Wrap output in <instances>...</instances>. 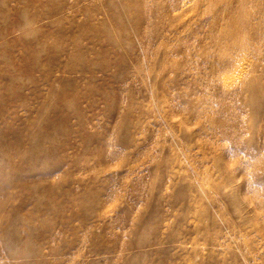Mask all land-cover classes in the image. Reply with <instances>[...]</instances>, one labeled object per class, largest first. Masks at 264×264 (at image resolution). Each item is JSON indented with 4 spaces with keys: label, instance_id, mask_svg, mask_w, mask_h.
<instances>
[{
    "label": "rangeland",
    "instance_id": "374dc122",
    "mask_svg": "<svg viewBox=\"0 0 264 264\" xmlns=\"http://www.w3.org/2000/svg\"><path fill=\"white\" fill-rule=\"evenodd\" d=\"M0 264H264V0H0Z\"/></svg>",
    "mask_w": 264,
    "mask_h": 264
},
{
    "label": "clouds",
    "instance_id": "9594fccd",
    "mask_svg": "<svg viewBox=\"0 0 264 264\" xmlns=\"http://www.w3.org/2000/svg\"><path fill=\"white\" fill-rule=\"evenodd\" d=\"M257 173L253 170L252 166H249L245 174L241 176V181L247 180L248 185L255 183Z\"/></svg>",
    "mask_w": 264,
    "mask_h": 264
}]
</instances>
